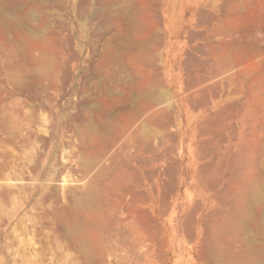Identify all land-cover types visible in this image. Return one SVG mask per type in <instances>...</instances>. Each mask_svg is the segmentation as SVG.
<instances>
[{
  "label": "rangeland",
  "instance_id": "obj_1",
  "mask_svg": "<svg viewBox=\"0 0 264 264\" xmlns=\"http://www.w3.org/2000/svg\"><path fill=\"white\" fill-rule=\"evenodd\" d=\"M23 1L14 0V3L21 5L23 10H26L27 7L32 8V10L30 8L31 11L29 10V12L27 13V15L30 14V18L28 19L29 16L27 17V22L30 21L31 24H29V26L33 28L36 35L32 33H30L29 35L32 38H34L32 36L34 35L38 38L43 39L42 33L45 31L46 36L49 35V33H52L49 35L51 40L53 38H56V40L58 38L61 39H58L57 42H54V40H52L50 47V39L48 36H45V39L47 40L46 42L49 41L47 45L44 40L45 46L47 45V49L45 48V50L47 52L54 51L53 53H47L43 51L44 57H46L47 53V59L45 58L46 61H44L47 63V66H49V61H53L50 60L52 59L53 54L55 53L54 57H56L55 55H58L57 53H60L61 49H63V45L61 44L65 43L67 40L69 45H73L72 49L70 48L71 45L69 47H66L68 46V43L66 42L67 44L65 43L64 46L66 51L63 49L65 52L62 50L64 53L61 52L60 55L57 56L58 58L59 56H61L60 61L58 60V58H55V62L50 63L52 65L54 64V66L51 68L47 67L48 70L52 69L51 71L49 70L51 73L47 72L51 76H48V74L45 75V71H48L46 69V65L43 70L44 65L41 66L42 63L37 64L35 56L29 54L28 52H14L13 56L18 53L16 57H13L15 58L16 62L13 59L12 60L15 63H17L18 61V64H16V66L19 65V68L17 69V67L12 64L14 62L11 60V65L14 66L12 68V75H10L11 70H8L11 68V66L10 68L5 66L4 58L0 57V264H119V259H121L120 264H235L234 260L232 259V254L234 253V251L238 252V250L241 248L242 251L243 249H246L245 251L248 250L247 252L251 251L249 253H254L257 251V253L260 254L259 251L264 252V236H262L264 222L262 220V215H259V213L257 212L258 208L264 209V203L262 201H259L260 204H262L260 207V204L258 202L254 203L253 201H251V199L248 198V206L250 210L252 208V219L254 218V221H252L257 225V228L253 225L254 223H252L251 220V223L248 224V220L251 218L250 216L249 219L246 218L244 220V224H241L242 226H246L244 227L246 228L247 232L244 230L245 228L242 230V226L241 229L240 226L237 227L239 230H241L240 234L242 233L243 236L239 235V233H235L234 236L239 235V237L242 236V238H248L242 240L239 237L235 236L237 240L239 238V240L245 241L244 243H240V241L238 240L236 245H233L234 247H236L240 244L239 247H237L238 249L233 248L235 249L233 250L231 246L236 240L234 237V242H232L231 239H233V234H228V229H230L232 225L228 223L230 225L227 224V229L226 225H222L226 224V220H228L227 218L229 215L228 212L234 206L231 205V202L235 201V194L236 196L238 195V193L235 192L237 191V189L239 190L242 189L241 187H243V181H241L240 178H245L248 175V172H250L251 170L254 171L253 176L255 173V175L260 176H254V179H256L257 185L258 187H260V191L264 193V167H262L264 166V141L260 140L262 139V137H264V135H262V133H264V122H262V120H264V117L262 119V114L264 116V102H262L264 101V0H238L239 6L236 5V3H238L236 0H185L184 2L182 0H178V2L177 0H137V3L135 2V0H105L106 2L103 3L99 0H87L90 1L88 2L89 4L91 3L90 5L87 3V1V4L84 5L85 0H36L35 2H33V4L31 3L32 0H25L24 2ZM107 1L110 2L108 3ZM82 3L84 6L82 5ZM115 3L116 6H114ZM124 3H126V7L124 6ZM175 3L177 5H175ZM44 4H48L49 6H46V8ZM131 5L132 7H130ZM136 5L141 8L139 9L137 7L139 10H141L142 17L139 10H137L136 13ZM54 6L56 7V9H54ZM81 6H83V8L85 7L84 9L87 8L86 6H89L88 11L87 9L86 11L82 10L83 8L81 9ZM109 6H111V9L109 8ZM233 6L235 7L233 10H231ZM102 7H104L105 9H103ZM114 7L115 9H113V11H115L117 15L113 11H111ZM229 7L231 11L227 9ZM100 8L104 11H99L98 9ZM123 10L128 13H125ZM35 11H37V13ZM44 11L47 15L44 14ZM80 11L84 12L80 13ZM96 12L98 14L103 13L106 16H110L106 18L116 20V23L120 24L118 26H122V28H124V31L123 29H120L119 33H121L119 34L117 32L118 29H115V27L117 28V26H115L117 25L116 23L115 25L110 23L103 24L104 19H99ZM121 12H123V16ZM199 12L201 13L199 14ZM132 13H134L135 16L134 14L132 15ZM202 13L203 15H205L203 16ZM213 13L216 14L214 15ZM94 14L96 15V18L94 17V19H92L91 17L94 16ZM119 14H121V17L118 16ZM125 14L128 19L126 18ZM128 14L132 17H128ZM137 14H139L142 19ZM155 14L157 15L155 16ZM209 14L212 16L211 18ZM41 16H43V18L47 16V18L49 19H43ZM131 18L133 19V21H131ZM34 21L38 23L35 22L36 26L33 25V27L32 24H34ZM121 21H123V23ZM40 22L43 24L41 25ZM132 22L136 23L137 25H133L134 23L132 24ZM37 25L40 26V28H38ZM104 25H106L107 27H104ZM55 27H57L59 30ZM107 28L108 30H106ZM48 29L50 31L54 29V32H47ZM55 29L58 33L55 31ZM103 31H108V33L105 34ZM111 31H114V34ZM135 32L137 33V35ZM203 32H205L206 34ZM59 33H62L64 35L61 34L62 36L60 35L59 37ZM96 33H101L100 35L98 34V38H95L97 36ZM110 33L115 35L114 37L116 39H112L114 37ZM115 33H118L119 35ZM111 35L112 38L110 39L113 40V43H116V46L115 43L113 44L112 42L108 41L109 43L107 44L106 42L107 40H110L109 37ZM135 35L137 37L139 35L140 40L137 39ZM153 41L155 44L152 43ZM58 42H61V44H59ZM96 42L99 44H96ZM55 43L58 46V49L56 46H54ZM95 44L99 46H96ZM109 44H111L110 46H113L114 48L110 47L111 50L108 49ZM151 44L152 46H150ZM60 45L61 49L59 48ZM93 46L97 48L95 49ZM118 46L123 48H120V50H122L121 52L118 51ZM115 47H118V49ZM140 47L141 49H139ZM114 49H116V51ZM142 50L144 52H142ZM207 50L209 51V54L207 53ZM139 51H141L140 53H143L145 56H143V54L140 55ZM210 51H215V54H217L220 59L228 57V55L230 54L231 57L229 56L228 58L232 59V64L238 65L233 70L235 75L232 77V85L228 81H226V83L220 81L219 84H221L217 85L218 87L215 86V88L209 90L206 88V91H196L195 95H193V97L195 98H191V95L194 94V91L198 88L197 84L199 80L202 79L203 76L208 74L207 58L211 53ZM74 53L75 55H72ZM111 54L112 56H117L116 62L115 60L114 62L112 61L114 56L112 58ZM27 56L31 58L33 57L31 63V58L29 59ZM199 59H201L203 62ZM128 60L131 61V65ZM141 60L142 62H140ZM63 61L65 64L63 63ZM55 63H59L60 68L58 64ZM102 63L107 64L104 65ZM63 64L66 65V69ZM101 64L103 66H101ZM132 65L133 68H131ZM246 66L249 67L247 68ZM28 67H30L31 69ZM57 67L59 68L58 71L56 69ZM187 67L190 68L188 69ZM141 68L143 70H140L139 72V69ZM15 70L17 71L15 72L17 73V76L13 75L15 74L13 73ZM239 70L240 72H238ZM23 71L25 74L27 73L26 76ZM43 72L45 76H42ZM114 72H116V74ZM36 73H38L39 76L42 77H36ZM238 73H240L243 77L240 74L238 76ZM245 73L246 75L244 76ZM52 74L57 77L54 78ZM138 74L141 76L138 77ZM158 75H160V77ZM8 76L10 77V79L8 78ZM13 76L17 79L12 78ZM146 76H148L149 79ZM33 77H36L37 81L36 79H33ZM221 77L215 78L214 81L216 79L220 80ZM19 78L20 80H22L21 82ZM59 78H61L62 80ZM49 79L51 82L49 81ZM56 79V82L53 81ZM134 79H136L137 83L141 85L143 82L140 83V81L148 79V81L146 80L147 83H143L144 85L146 84L147 87L149 86L150 81L154 83L152 80L157 79L156 83L158 84L159 82V84H162L160 85L162 87H160L159 85L154 86L152 84L151 86H149L151 88L149 91V87L143 88L144 85L140 86L137 83H134L136 82V80ZM244 80L245 82H243ZM18 81L20 82L19 84ZM44 81L48 83L47 87L48 85L52 87L53 83L54 86L52 88L48 87L49 90H47L48 88L45 87L46 83L44 85ZM161 81H163V83H161ZM15 82L17 83V85ZM204 83L206 84L207 82ZM132 84H136L135 87L137 91ZM226 84H228V88H232V100L226 102L224 101L219 106L213 107L212 101L217 98V96L220 94L219 92H221V94L225 92V88H227ZM255 84H257L258 86H255ZM191 85L192 87H189ZM139 86L146 90L143 93L142 88L139 89L140 92L142 90L141 97L143 98L144 103L145 99L146 102L149 101L152 104L154 102V105L155 103H157L156 107L159 108L161 106V109H163L161 113L164 112L163 115H165L166 107L168 108L170 106H167V103L172 101V107L170 106V109H172V111L169 112L170 110L168 108L169 111L166 110V112L168 111L166 114L169 113V117H167L166 115V117L163 119L162 117L164 116H160V113V115H158L157 117L158 119L156 118L158 121H160V123L158 122L159 124H167L168 120H171L167 125L165 124L161 126H155L157 124H154V134L156 135L154 136L155 148L153 149L154 152H152V155L155 156L154 158L152 156V163L154 164L152 165V171L154 173H157L155 174L156 178L153 174V188L156 187L155 189L157 190V193L154 192V209L152 212V215L154 214V219L152 221V224L150 225V233L149 231L147 233L148 235L150 234V236H148L149 238H147L148 240H145L143 242L144 245L141 248L134 249L130 244L131 237L127 235L125 230L126 220L131 218L133 214L132 209V211H127V209L129 208L128 206H130L129 200L127 201V199L124 198V202L123 199L122 201L119 200L118 202L117 199V201H115L114 199L113 202L108 205H106L105 203L102 204L98 202L99 200H97V203L95 201V205L93 204L94 206L91 205V207H89L88 204H85L89 207H87L86 210L85 206H82L80 208H77L76 206L77 210L74 209L76 203L74 201L75 198L73 197H76V195L86 191L88 188H90V185L88 181L83 180V172L81 171V168H79V164L75 161L76 157L74 158V156H76L75 154L77 153L76 151L78 149V142L74 137L72 138V129L74 123L76 124L81 121L85 122L86 120L88 122V119L90 120V125L92 122L94 123L96 121L94 124L98 127L99 123H104L110 119L108 116H105L107 111V113H114L113 115H115L118 112L120 113V111L122 112L127 106H131L132 108L134 104H140V102L136 103L137 99L140 97V92L138 93ZM219 86L221 88H219ZM250 88L252 90H249ZM42 89H45L46 93ZM236 89L238 91H236ZM218 90L219 92H217ZM152 91L154 92V94ZM190 91L192 94L190 93ZM188 92L191 94H189V98L188 96H186ZM137 93L139 96L138 98L135 95ZM221 94L218 96V99ZM256 94L260 95V97ZM117 96L118 98L120 97L119 100ZM157 96H159L160 98L163 97L162 100ZM153 97L156 101L153 99ZM200 97L201 100L204 98L203 100L205 102H203V100L201 101ZM121 98L123 99V101H121ZM152 99L153 101H150ZM190 99H194V101H190ZM198 99L199 101H197ZM241 99L242 101H240ZM53 100L55 101L54 105ZM112 100H115L116 102L118 101V103H116L115 101L114 102L119 109L116 105V108L113 107L114 102ZM127 100L131 102L132 100L134 101L132 103L129 102L128 105L124 104L125 102L128 103ZM111 103L112 106L110 105ZM262 104L263 109L260 108ZM129 107H127L124 112H126L127 110L129 111ZM243 107L244 109H242ZM112 108L120 111H117L115 113V109L112 111L110 110ZM96 113H98L97 116L99 114L104 116L106 118L105 119L103 117L105 121H102L103 118L98 119ZM30 114H32L33 116H31ZM77 114L80 116H78ZM171 116L173 119L171 118ZM77 117H79L78 122L76 121ZM90 118L92 119V121ZM207 118L211 121H209ZM204 119H207L209 121V124L207 122L203 123ZM214 119L218 120L219 122L215 121ZM199 120H201L202 122ZM156 121L154 123H157ZM200 122L202 123V125L199 124ZM173 125L176 126L171 127ZM93 127L95 126L93 125ZM246 128L248 129L246 130ZM259 129H261L262 131ZM174 130H177L176 133L174 132ZM227 131L230 134H228ZM103 133L101 134L103 135ZM166 134L169 135V137ZM172 135H174V138L177 136V139L172 138ZM253 138L257 140V146L255 148L250 147V143ZM201 140L206 141L202 142ZM169 144L171 145L169 146ZM216 146L218 148H216ZM174 148L176 149V151ZM202 149L204 151H202ZM240 149L242 150V152L240 151ZM210 151H212L213 153ZM168 152L170 153L168 154ZM202 152L205 155H203ZM259 152L260 156H258ZM252 156L255 159L254 162H252ZM229 157L230 159H228ZM257 158L261 160L259 161ZM208 161L209 163H207ZM204 163L210 165H206V167ZM219 165H222L221 168ZM172 166H175L176 168H173ZM258 166L261 168H259ZM203 167H205L206 169ZM218 167L220 168L221 172L218 170ZM224 168L227 170L225 171ZM214 169L216 171L218 170V174H216L217 172ZM237 169L241 173L237 172ZM199 170H202L203 173L202 171L200 173ZM207 170L208 173H206ZM222 171L224 174L222 173ZM213 172H216L215 176ZM223 175L225 177H223ZM165 178L169 179L166 180ZM237 178L241 181L240 183L239 181H237ZM172 180H174L175 182ZM207 180H209L210 182ZM164 181H168V183H165ZM230 182L235 183L231 184ZM236 182H238L241 187H238L239 184L236 185ZM173 183L175 184L173 185ZM229 183L232 185L233 190L230 189L231 185ZM166 184L170 187L167 188V186H165ZM171 184L175 188H172ZM215 185L216 188H214ZM227 186L230 187L229 189L232 192L228 191L229 189L227 188ZM163 195L165 196L164 198H167L165 199L166 201L164 200V202L161 201L164 199L162 198ZM117 197L118 196H116L115 198ZM231 197H235V199H232L231 201ZM118 199H120V197ZM226 200H230L231 202L227 203ZM114 202H117V204H115ZM127 203H129L128 206L125 205ZM194 203L198 204V207L196 205L198 209V211L196 212H192L194 210L192 209V207H194ZM201 203L202 206L200 207ZM122 204L125 206H123ZM258 204L259 207H257ZM162 205H164V207ZM167 205L170 206L167 207ZM118 207H122V209H119ZM91 209L93 211H91ZM164 209L166 211H164ZM221 209L229 210L224 212ZM217 210L219 211V213L217 212ZM190 211L191 213H194V215L196 213L195 216L193 214H190L194 217L195 221H192L193 217H190ZM164 212L166 213L164 214ZM100 213L103 215H101ZM222 213H225L226 215H223ZM187 217L189 218L187 219ZM223 217H225V223H223ZM208 218L214 219L209 220ZM258 219H260L261 221ZM204 220H206V222ZM68 222L77 224V230H79L80 233H69L66 228V223ZM81 222H84L85 224ZM144 223L145 221L143 222V224L141 223L142 225L140 226V229L142 231H144ZM209 224L211 226V229ZM219 224L222 225V228L225 227L224 230L222 228L221 230H219L221 226ZM251 226L254 228L252 229L253 232L248 230V228L251 230ZM215 227L220 231H218L219 234L215 233V231L217 230ZM212 228H215L216 230L213 229L215 230L213 231ZM237 228L233 227V229ZM188 229L192 230L189 231ZM123 230L125 232H123ZM211 231L212 233L214 232V234H212ZM221 231H224L225 234H223V232ZM206 234H211L213 238L211 235L210 237ZM231 235L232 238H230ZM226 236L228 237L226 238ZM81 240L84 241L82 242ZM227 240H229L232 244H230L229 242L230 245L228 246ZM208 241H211L210 244H208ZM220 242L222 245L220 244ZM246 242H249L250 244L254 243L255 246H253L254 244L249 245V243ZM214 243L216 244L213 245ZM83 246L84 248L82 249ZM218 246L219 248H217ZM227 247L228 249L229 247H231V249L233 250H230L233 252H231L232 254L230 253V251L228 252ZM205 250L208 252H206ZM160 252L162 254H160ZM258 254H256V256L255 253L252 254L255 256V262H260L261 259L264 261V257L262 258V256H258ZM228 256L231 257L232 260L228 261V259H230ZM98 257H100V259ZM225 258L227 260H225ZM263 261L261 263H263Z\"/></svg>",
  "mask_w": 264,
  "mask_h": 264
},
{
  "label": "bare ground",
  "instance_id": "obj_2",
  "mask_svg": "<svg viewBox=\"0 0 264 264\" xmlns=\"http://www.w3.org/2000/svg\"><path fill=\"white\" fill-rule=\"evenodd\" d=\"M23 1V0H22ZM25 1V0H24ZM23 1V2H24ZM36 0H32V4H33V2H35ZM86 1L87 0H85V3H84V5L85 4H87L88 2H90V1H87V3H86ZM99 1H101L102 3L103 2H106L105 0L103 1V0H99ZM148 1V0H147ZM183 2L185 1V0H182ZM237 2H238V0H236ZM61 2V1H60ZM63 2V1H62ZM82 2H84V1H82ZM108 3L110 2V1H107ZM135 2L137 3L138 1L137 0H135ZM176 2V1H175ZM177 2H178V0H177ZM181 2V1H180ZM182 2V3H183ZM26 3V2H25ZM122 3H123V1H122ZM158 3V2H157ZM181 3V4H182ZM89 4V3H88ZM91 4V3H90ZM89 4V5H90ZM98 4H101V3H98ZM107 4V3H106ZM120 4V3H119ZM125 4L126 3H124V6H125ZM127 4H128V2H127ZM239 4V2L238 3H236V5H238ZM45 5V4H44ZM53 5V4H52ZM82 5H83V3H82ZM83 5V6H84ZM118 5V4H117ZM158 5V4H157ZM175 5H177L176 3H175ZM223 5V4H222ZM46 6H49L48 4L47 5H45V7ZM83 6H81V9L83 8ZM113 6V5H112ZM114 6H116V3H115V5ZM119 6H121V5H119ZM123 6V5H122ZM134 6V5H133ZM159 6V5H158ZM239 6V5H238ZM35 7V6H34ZM44 7V6H43ZM55 7V6H54ZM87 8V11H88V7L89 6H86ZM106 7H108V6H106ZM111 6H109V8H110ZM126 7V6H125ZM130 7H132V5L130 6ZM136 8L138 7V5H136L135 6ZM134 7V8H135ZM183 7V6H182ZM234 7L235 6H233L232 7V9L231 10H233L234 9ZM29 7H27V9L26 10H23V8H22V6L21 5H19V4H16V3H14V0H0V57H2V58H4V63H5V66H7L8 68H10V66H11V68L10 69H8V70H11V72H10V75H12L11 73H12V68L14 67V66H16V64H18V61H17V63H15L16 61H15V58H13V57H16V55L18 54H16L15 56H13V54H14V52L15 51H20V52H28L29 54H32L33 56H35V59H36V61H37V64H39V63H42V65L41 66H43V70H44V67H45V65H46V69H47V67L48 68H51V67H53L54 66V64L52 65V64H50V63H54L55 62V58H58L57 56L58 55H60V53L62 52V53H64L65 51H66V49L64 48V46H65V43L67 42L68 43V41L66 40V42L65 43H63V41H62V43L63 44H61V42L59 43V44H61V45H63L62 47H63V49L65 50H63V49H61L60 47H61V45L59 46V48L61 49V52L60 53H57L58 55H55L56 57H54V54H53V57H52V59H50V60H53L52 62L51 61H49L50 63H49V66H47V63L46 62H44V61H46V59H47V53H50V52H47L46 50H45V48L47 49V45H48V43H49V41L48 42H46L47 40L45 39L47 36L49 37V35L50 34H52V33H49V35H45V31L42 33V31H41V33L43 34V39H41V38H38L37 36H34V35H36L34 32V30H33V28L31 27V26H29V24H31L30 23V21L29 22H27V20L30 18V14L29 15H27V13L29 12V10H30V8L28 9ZM36 8H37V5H36ZM47 8V7H46ZM46 8H44V9H46ZM49 8V7H48ZM58 8V7H57ZM65 8V7H64ZM63 8V9H64ZM85 8V7H84ZM82 9V10H84V11H86V9ZM98 8V7H97ZM103 9H105L104 7H102ZM108 8V9H109ZM121 8H123V7H121ZM120 8V9H121ZM139 9H141L140 7H138ZM136 9L135 11H136V13H137V10H139V9ZM35 9V8H34ZM50 9V8H49ZM53 9V8H52ZM51 9V10H52ZM54 9H56V7L54 8ZM61 9V8H60ZM62 9V10H63ZM111 9V8H110ZM113 9H115V7L114 8H112V10L111 11H113ZM227 9H229L230 10V7L229 8H227ZM31 10H32V8H31ZM30 10V11H31ZM39 10V9H38ZM46 10H48V9H46ZM45 10V11H46ZM58 10V9H57ZM95 10V9H94ZM99 11H104V10H101V8L100 9H98ZM203 10V9H202ZM228 10V11H229ZM230 10V11H231ZM41 11V10H40ZM44 11V12H45ZM83 11V12H84ZM98 11V12H99ZM124 11V10H123ZM134 11V10H133ZM140 12H141V10H139ZM201 11V10H200ZM36 13H37V11H35ZM53 12H54V10H53ZM55 12H56V10H55ZM83 12H81L80 11V13H83ZM114 13H115V11H113ZM117 12V11H116ZM125 12V11H124ZM202 12V11H201ZM201 12H199V14L201 13ZM208 12V11H207ZM227 12V11H226ZM59 13V12H58ZM97 13V12H96ZM110 13V12H109ZM113 13V14H114ZM123 12H121V14H122ZM125 13H128V12H125ZM204 13V12H203ZM203 13H202V15H203ZM209 13V12H208ZM41 14V13H40ZM44 14H46V12L44 13ZM98 14V13H97ZM112 14V15H113ZM116 15H117V13H115ZM114 14V15H115ZM121 14H119L118 16H120ZM134 13H132V15H133ZM214 15L216 14V13H213ZM47 15V14H46ZM59 15H61V14H59ZM67 15V14H66ZM129 15V14H128ZM138 16H139V14H137ZM136 15V16H137ZM140 15H141V17H142V12L140 13ZM157 14H155V16H156ZM205 15V14H204ZM203 15V16H204ZM208 15V14H207ZM210 15V14H209ZM218 15V14H217ZM29 16V17H28ZM51 16V15H50ZM80 16V15H79ZM89 16V15H88ZM98 17H99V19L101 18V19H104L103 20V24H105V23H107V24H114L115 25V23H116V20H111V19H109V18H106V17H110V16H106V15H104L103 13H101V14H98L97 15ZM122 16H123V14H122ZM125 16H126V14H125ZM125 16H124V18H125ZM131 15H129L128 17H130ZM134 16H135V14H134ZM133 16V17H134ZM151 16V15H150ZM202 16V17H203ZM27 17H28V19H27ZM42 18H43V16H41ZM49 17V16H48ZM94 17L96 18V15L94 14V16H92L91 18L92 19H94ZM117 17V16H116ZM121 17V16H120ZM132 17V16H131ZM140 17V16H139ZM140 17V18H141ZM152 17V16H151ZM212 16L210 15V18H211ZM44 18H46V19H49V18H47V16L46 17H44ZM43 18V19H44ZM119 18V17H118ZM123 18V17H122ZM126 18H127V16H126ZM136 18V17H135ZM209 18V17H208ZM209 18V19H210ZM214 18V17H213ZM216 18V17H215ZM98 19V18H97ZM98 19V20H99ZM128 19V18H127ZM130 19V18H129ZM132 19V18H131ZM137 19V18H136ZM135 19V20H136ZM142 19V18H141ZM140 20V19H139ZM197 20H199V19H197ZM207 20V19H206ZM212 20V19H211ZM131 21H133V19L131 20ZM142 21V20H141ZM200 21H201V19H200ZM219 21V20H218ZM36 21H34V24H32V26L34 25V26H36V23H38V22H36ZM42 22V21H41ZM40 22V23H41ZM122 23H123V21H121ZM129 22H130V20H129ZM206 22V21H205ZM209 22V21H208ZM134 22H132V24H133ZM221 23V22H220ZM43 23H41V25H42ZM44 24H45V22H44ZM55 24H57V23H55ZM54 24V25H55ZM117 25H115V26H117V28L115 27V29H118L117 30V32L119 33V31H120V29L122 30L123 29V31H124V28H122V26H118V25H120L119 23H116ZM136 23H134L133 25H135ZM144 24V23H143ZM206 24V23H205ZM62 25V24H61ZM60 25V26H61ZM137 25V24H136ZM202 25V24H201ZM33 26V27H34ZM38 26V25H37ZM44 26V25H43ZM145 26V25H144ZM50 27V26H49ZM49 27H47V28H49ZM54 27V26H53ZM52 27V28H53ZM99 27V26H98ZM97 27V28H98ZM104 27H107L106 25H104ZM119 27V28H118ZM148 27V26H147ZM38 28H40V26H38ZM55 28H57V27H55ZM63 28V27H62ZM64 28H66V27H64ZM96 28V29H97ZM101 28V27H100ZM134 28H137V27H134ZM42 29V28H41ZM41 29H39V30H41ZM51 29V28H50ZM58 29V28H57ZM61 29V28H60ZM38 30V31H39ZM59 30V29H58ZM64 30H66V29H64ZM105 30V29H104ZM106 30H108V28L106 29ZM112 30V29H111ZM136 30V29H135ZM55 31L57 32V30L55 29ZM102 31V30H101ZM109 31H110V29H109ZM132 31H133V29H132ZM142 31H144V30H142ZM195 31V30H194ZM47 32H54V29L53 30H49L48 29V31ZM55 32V33H56ZM64 32V31H63ZM104 32V31H103ZM112 32V31H111ZM114 32V31H113ZM112 32V33H113ZM116 32V31H115ZM138 32V31H137ZM192 32V31H191ZM190 32V33H191ZM30 33H32V34H34V35H32L34 38H32L29 34ZM54 33V34H55ZM58 33V32H57ZM105 34L106 33H108V31L107 32H104ZM112 33H110V34H112ZM118 33H115V34H118ZM121 33V32H120ZM119 33V34H120ZM134 33V32H133ZM136 33V32H135ZM203 33H205V32H203ZM208 33V32H207ZM48 34V33H47ZM62 33H59V37H60V35H61ZM65 34H67V33H65ZM97 34V33H96ZM99 35L101 34V33H98ZM98 34H97V36L95 37V38H98ZM103 34V33H102ZM114 34V33H113ZM112 34V35H113ZM118 34V35H119ZM139 34V33H138ZM159 34V33H158ZM161 34V33H160ZM206 34V33H205ZM62 35H64V34H62ZM61 35V36H62ZM112 35L109 37V39L110 38H112ZM136 35H137V33H136ZM135 35V36H136ZM157 35V34H156ZM194 35V34H193ZM46 36V37H45ZM52 36V35H51ZM101 36H103V35H101ZM115 35H113V37H114ZM117 36V35H116ZM158 36V35H157ZM156 36V37H157ZM161 36V35H160ZM220 36V35H219ZM218 36V37H219ZM64 37H67V36H64ZM72 37V36H71ZM137 37V36H136ZM159 37V36H158ZM212 37H213V35H212ZM36 38V39H35ZM57 38H58V35H57ZM62 38V37H61ZM68 38H70V37H68ZM152 38V37H151ZM192 38V37H191ZM216 38H217V36H216ZM49 39H50V47H51V41L52 40H54V42H57L58 41V39L56 40V38H53L52 40H51V38L49 37ZM107 39H108V37H107ZM112 39H116L115 37L114 38H112ZM112 39H110V40H107L106 42H107V44L109 43L108 41H110V42H112L113 43V40ZM137 39H139L140 40V38H139V35H138V37H137ZM44 40H45V42L47 43V45L45 46V43H44ZM56 40V41H55ZM59 40H61V39H59ZM93 40V39H92ZM100 41V40H99ZM99 41H97V42H99ZM116 41V40H115ZM149 41H151V40H149ZM148 41V42H149ZM96 42V44H99V43H97ZM138 42V41H137ZM53 43V42H52ZM66 43V44H67ZM115 43V42H114ZM113 43V44H114ZM152 43H154V41L152 42ZM58 44V45H59ZM95 44V45H96ZM120 44V43H119ZM126 44V43H125ZM155 44V43H154ZM71 45V44H70ZM69 45V43H68V46H66V47H69L70 46ZM73 45V44H72ZM72 45L70 46V48L72 49ZM93 45H94V43H93ZM111 44H109V47H108V49H110L111 50V48L113 47H111L110 46ZM118 45V44H117ZM121 45V44H120ZM143 45H144V43H143ZM163 45V44H162ZM161 45V46H162ZM204 45V44H203ZM53 46V45H52ZM54 46H56L57 47V49H58V46L56 45V43L54 44ZM96 46H99V45H96ZM104 46H105V44H104ZM115 46H116V43H115ZM150 46H152V44L150 45ZM201 46H202V44H201ZM94 47V46H93ZM111 47V48H110ZM119 47V46H118ZM118 47H115V48H117L118 49ZM142 47V46H141ZM141 47L139 48V49H141ZM69 48V49H70ZM95 49L97 48V47H94ZM114 48V47H113ZM120 48H122V47H119V52H121L122 50H120ZM199 48V47H198ZM197 48V49H198ZM123 49V48H122ZM155 49V48H154ZM161 49V48H160ZM201 49V48H200ZM64 52H63V51ZM98 50V49H97ZM115 51H116V49H114ZM43 51L44 52H47L46 53V57H44V55H43ZM56 51V50H55ZM58 51V50H57ZM69 51V50H68ZM67 51V52H68ZM71 51V50H70ZM206 51V50H205ZM54 51H52L51 53H53ZM59 52V51H58ZM93 52V51H92ZM114 52V51H113ZM141 51H139V53H140ZM142 52H144L143 50H142ZM202 52H203V49H202ZM211 52V51H210ZM69 53V52H68ZM109 53V52H108ZM139 53H137V54H139ZM207 53L209 54V51L207 50ZM206 53V54H207ZM25 54V53H24ZM27 54V53H26ZM114 54V53H113ZM143 54V53H142ZM141 53H140V55H142ZM31 55V56H32ZM49 55V54H48ZM52 55V54H51ZM72 55H75V53L74 54H72ZM104 55H106V54H104ZM108 55V54H107ZM117 55V54H116ZM127 55V54H126ZM139 55V56H140ZM190 55V54H189ZM228 55V54H227ZM226 55V56H227ZM254 55V54H253ZM25 56V55H24ZM111 56H112V54H111ZM114 56V55H113ZM113 56H112V58H113ZM143 56H145L144 54H143ZM195 56V55H194ZM230 56V54L228 55V57ZM255 56V55H254ZM29 59L31 58V57H29V56H27ZM103 57H106V56H103ZM108 57V56H107ZM109 57H110V55H109ZM116 57L117 56H114V58L112 59V61L114 62V60H115V62H116ZM137 57H138V55H137ZM141 57V56H140ZM198 57V56H197ZM228 57H224L223 59H220V57L217 55V54H215V51H212L211 53H210V55L208 56V58H207V73L208 74H206L205 76H203V78L202 79H200L199 80V82H198V88H197V90H195L194 91V94H192L191 93V91L193 90H191L190 91V93L192 94H190L189 92H188V94H186V96H188V98H189V94L191 95V98L193 97V95H195V93H196V91H202V90H205L206 88L209 90V89H212V88H215V86L216 87H218L217 85H220L219 84V82L221 81V82H225L226 83V81H228L231 85H232V77L235 75V73L233 72V70L238 66V65H235V64H232V59L231 58H228ZM231 57V56H230ZM26 58V57H25ZM33 58V57H32ZM32 58L30 59V63L32 62ZM46 58V59H45ZM49 58V57H48ZM54 58V59H53ZM65 58V57H64ZM77 58V57H76ZM142 58H144V57H142ZM189 58V57H188ZM15 61H13V60ZM60 59H61V56H59V58H58V60L60 61ZM68 59V58H67ZM141 59V58H140ZM15 63H12V61ZM19 60V59H18ZM57 60V59H56ZM104 60V59H103ZM107 60V59H106ZM138 60V59H137ZM192 60V59H191ZM197 60V59H196ZM199 60H201V59H199ZM58 61V62H59ZM89 61V60H88ZM108 61V60H107ZM129 62H130V65H131V61L130 60H128ZM189 61H190V59H189ZM202 61V60H201ZM205 61V60H204ZM23 62V61H22ZM102 62H104V61H102ZM127 62V61H126ZM140 62H142V60L140 61ZM153 62V61H152ZM196 62V61H195ZM195 62H193V63H195ZM203 62V61H202ZM11 63L14 65H11ZM63 63H64V61H63ZM66 63H67V61H66ZM108 63V62H107ZM107 63H102V64H107ZM190 63H192V62H190ZM55 64H58V66H59V63H55ZM65 64V63H64ZM63 64V66L65 67L66 65H64ZM88 64V63H87ZM101 64V66H103ZM129 64V63H128ZM144 64H146V63H144ZM202 64V63H201ZM200 64V65H201ZM51 65V66H50ZM110 65V64H109ZM129 65V66H130ZM157 65V64H156ZM196 65V64H195ZM37 66V65H36ZM57 66V65H56ZM55 66V67H56ZM86 66V65H85ZM148 66H149V64H148ZM155 66V65H154ZM189 66H191V65H189ZM244 66V65H243ZM17 67V69L19 68V65H17L16 66ZM192 67H193V65H192ZM197 67V66H196ZM247 68L249 67V66H246ZM259 67V66H258ZM28 68H30V67H28ZM40 68V67H39ZM59 68H60V66H59ZM59 68L57 67L56 69H57V71L59 70ZM71 68V67H70ZM94 68V67H93ZM103 68V67H102ZM106 68V67H105ZM104 68V69H105ZM109 68V67H108ZM131 68H133V65H132V67ZM162 68V67H161ZM188 68V67H187ZM190 68V67H189ZM188 68V69H189ZM247 68H245V69H247ZM16 69V68H15ZM31 69V68H30ZM29 69V70H30ZM42 69V68H41ZM45 69V70H46ZM65 69H66V67H65ZM87 69V68H86ZM97 69H98V67H97ZM103 69V70H104ZM193 69V68H192ZM6 70V69H5ZM21 70V69H20ZM38 70H40V69H38ZM48 70V69H47ZM50 70V69H49ZM45 71L46 72V74L45 75H47L48 74V76L50 75L49 73H47V72H50V71ZM62 70H63V68H62ZM100 70V69H99ZM132 70V69H131ZM134 70V69H133ZM140 70H143L142 68L141 69H139V72H140ZM102 71V70H101ZM146 71V70H145ZM190 71V70H189ZM201 71H204V70H201ZM9 72V71H8ZM15 72H17L16 70L13 72V73H15ZM19 72V71H18ZM36 72V71H35ZM38 72V71H37ZM42 72V71H41ZM98 72H100V71H98ZM131 72V71H130ZM142 72V71H141ZM192 72V71H191ZM238 72H240V70L238 71ZM245 72V71H244ZM248 72V71H247ZM246 72V73H247ZM256 72H257V70H256ZM20 73V72H19ZM23 73H24V71H23ZM51 73V72H50ZM60 73V72H59ZM69 73V72H68ZM115 74H116V72H114ZM132 73V72H131ZM138 73V72H137ZM157 73V72H156ZM187 73V72H186ZM246 73L244 74V76L246 75ZM7 74H9V73H7ZM25 74V73H24ZM27 74V73H26ZM26 74H25V76H26ZM37 74V75H36ZM36 74H34V75H36V77L37 76H39V74H40V71H39V74L38 73H36ZM56 74V73H55ZM70 74V73H69ZM72 74V73H71ZM99 74V73H98ZM118 74V73H117ZM134 74V73H133ZM162 74V73H161ZM160 74V75H161ZM191 74V73H190ZM239 74L240 73H238V76H239ZM259 74H261V73H259ZM14 76H17V73H15V74H13ZM41 75H42V73H41ZM44 75V72H43V75L42 76H45ZM53 75V74H52ZM124 75H126V74H124ZM128 75V74H127ZM132 75V74H131ZM160 75H158L159 77H160ZM241 75V74H240ZM14 76L12 77V78H14ZM42 76H39V77H42ZM51 76V75H50ZM54 76V78H56L57 76H55V75H53ZM53 76H52V78H53ZM132 76H134V75H132ZM138 77H140L141 75H137ZM136 76V77H137ZM188 76V75H187ZM195 76V75H194ZM222 76V77H221ZM242 76V75H241ZM256 76H259V75H256ZM262 76V75H261ZM260 76V77H261ZM27 77H28V75H27ZM36 77H33V79H36V81H37V78ZM47 77V76H46ZM58 77H61V76H58ZM135 77V76H134ZM146 77H148V76H146ZM157 77V76H156ZM218 77H221L220 78V80L219 79H216L215 81H214V79L215 78H218ZM243 77V76H242ZM263 77V76H262ZM261 77V78H262ZM8 78L10 79V77L8 76ZM22 78V77H21ZM48 78V77H47ZM128 78V77H127ZM132 78V77H131ZM142 78V77H141ZM154 78V77H153ZM256 78V77H255ZM14 79H17V78H14ZM39 79V78H38ZM42 79V78H41ZM59 79H61V78H59ZM125 79V78H124ZM136 79H138V78H136ZM136 79H134V80H136ZM148 79H149V77H148ZM148 79H145L144 81H140V83H147L146 82V80L148 81ZM263 79H264V77H263ZM13 80V79H12ZM19 80H20V78H19ZM62 80V79H61ZM120 80V79H119ZM156 80L157 79H155V80H152L154 83H152L151 81H150V84H149V86H151L152 84L154 85V86H157V85H162V84H159V82H158V84L156 83ZM163 80V79H162ZM213 80V81H212ZM243 80V79H242ZM16 81V80H15ZM22 80H20V82H21ZM42 81V80H41ZM49 81H50V79H49ZM53 81H57V79L56 80H53ZM218 81V82H217ZM237 81V80H236ZM19 81H18V84L20 83ZM51 82V81H50ZM118 82V81H117ZM204 82H207L206 84L204 83ZM243 82H245V80L243 81ZM13 83V82H12ZM16 83V82H15ZM45 83H46V81H44V85H45ZM93 83H95V82H93ZM128 83V82H127ZM134 83H137V80H136V82H134ZM142 83V85L141 84H138V85H140V86H143L144 84ZM149 83V82H148ZM161 83H163V81H161ZM189 83V82H188ZM218 83V84H217ZM14 84V83H13ZM12 84V85H13ZM22 84V83H21ZM47 84L48 83H46V86L45 87H47ZM50 84V83H49ZM106 84V83H105ZM16 85H17V83H16ZM28 85V84H27ZM52 85V84H51ZM91 85H93V84H91ZM104 85V84H103ZM134 87L136 86V84L134 85V84H132ZM137 85V86H138ZM166 85V84H165ZM195 85V84H194ZM193 85V86H194ZM230 85V86H231ZM241 85V84H240ZM43 86V85H42ZM53 86H54V83H53ZM52 86V87H53ZM57 86H58V82H57ZM60 86V85H59ZM139 86V87H140ZM148 86V87H149ZM225 86V85H224ZM228 86V84H226V87ZM242 86V85H241ZM255 86H258L257 84H255ZM44 87V86H43ZM48 87L49 88H52V87H50L49 85H48ZM47 87V88H48ZM133 87V88H134ZM138 87V90L139 89H141L142 87H140L139 88ZM147 86H146V84L143 86V88H146ZM147 87V88H148ZM160 87H162V86H160ZM189 87H192V85L191 86H189ZM197 87V86H196ZM240 87V86H239ZM19 88V87H18ZM25 88V87H24ZM49 88L47 89V90H49ZM59 88V87H58ZM93 88V87H92ZM117 88V87H116ZM142 88V90H143V93L146 91L145 89H143ZM219 88H221L220 86H219ZM28 89V88H27ZM61 89V88H60ZM88 89V88H87ZM118 89V88H117ZM116 89V90H117ZM135 89H136V87H135ZM150 87L148 88V90L150 91ZM157 89V88H156ZM159 89V88H158ZM191 89V88H190ZM226 90H225V92H223V94H221V92H219V90L217 91V92H219L220 94H221V96L219 97V99H218V96L220 95H218L217 93V98L216 99H214L212 102H213V107H217V106H219L222 102H226V101H230V100H232V88L230 87V88H225ZM25 90V89H24ZM42 90H44V92H45V89H42ZM84 90H86V89H84ZM83 90V91H84ZM142 90H141V92H140V90L138 91V93L140 94L139 96L141 97V93H142ZM160 90V89H159ZM249 90H252L251 88L249 89ZM111 91V90H110ZM119 91V90H118ZM117 91V92H118ZM131 91V90H130ZM136 91H137V89H136ZM187 91V90H186ZM206 91V90H205ZM222 91V90H221ZM236 91H238L237 89H236ZM235 91V92H236ZM54 92V91H53ZM64 92V91H63ZM66 92V91H65ZM129 92V91H128ZM148 92V91H147ZM146 92V93H147ZM153 92V91H152ZM160 92V91H159ZM46 93V92H45ZM81 93V92H80ZM119 93V92H118ZM138 93L137 94H135L136 95V97L138 98L139 96H138ZM199 93H202V92H199ZM198 93V94H199ZM204 93V92H203ZM263 93V92H262ZM151 94V93H150ZM153 94H154V92H153ZM205 94V93H204ZM215 94V93H214ZM129 95H131V94H129ZM144 95V94H143ZM209 95V94H208ZM256 95H258V94H256ZM134 96V95H133ZM199 96V95H198ZM207 96V95H206ZM252 96V95H251ZM250 96V97H251ZM259 97H260V95H258ZM6 97V96H5ZM130 97V96H129ZM135 97V98H136ZM136 98L137 99V101H136V103H138V102H140V104H132L133 105V107L131 108V106L129 107V106H127V107H129L130 108V110L128 111H126V112H124V110L127 108H125L122 112L120 111V110H116L115 108V105H116V103H118V101L116 102L115 100H112L113 102H114V106L113 107H115V108H112V109H110L111 111L112 110H114L115 111V113L117 112V111H120V113L118 112L117 114H115V115H113V114H109V113H107L106 112V115L105 116H108L110 119L109 120H107L106 122H104V123H99L98 125V127L93 123H91V125H90V120L88 119V122H87V120L85 121V122H78V118L79 117H77V120L76 119H73V120H76L78 123H74V126H73V129H72V138L74 137L75 138V140L78 142V149H77V153L75 154L76 156H74V158L76 157V162L79 164V168H81V171L83 172V175H84V177H83V175H82V177H83V180H86V181H88V183H89V185H90V188H88L86 191H84L83 193H80V194H78V195H76V197H73V198H75L74 199V201H75V203H76V205H75V208L74 209H76L77 210V208H80V207H82V206H85L86 208H85V210L87 209V207L89 206V207H91V205H95V201H96V203H97V200H99L98 202H100V203H105L106 205H108V204H110L111 202H113V200L115 199V201H117L118 200V202H119V200L120 201H122V199H123V202H124V198H126L127 199V201L129 200V202H130V204L129 203H127V204H125V205H127L128 206V204L131 206V208H130V206H128L127 208V211L129 210H131L132 211V216H131V218H129V219H127L126 220V223H125V227H126V233H127V235L129 236V237H131V242H130V244L132 245V247L134 248V249H137V248H141L144 244H143V242L145 241V240H148L147 238H149L148 236H150V234L148 235L147 233H148V231H149V233H150V225L152 224V221H153V219H154V214L152 215V212H153V204H154V192L155 193H157L156 191V187L155 188H153V174H154V177H155V174H157V173H154L153 171H152V165H154L153 163H152V156H153V158L155 157L154 155H152V152H154L153 151V149L155 148L154 147V144H155V142H154V139H155V135L156 134H154V124H157V125H155V126H158V125H165L164 123L163 124H159L160 123V121H158L157 119V117H158V115H160V113H161V111L163 110V109H161V106L158 108V107H156V105H157V103H155V105H154V102H153V104L151 103V102H149L148 101V98H147V101L148 102H146V99H145V103L143 102V98L141 97V98ZM151 97V96H150ZM158 98H160L159 96H157ZM205 97V96H204ZM208 97H210V96H208ZM208 97H206V98H208ZM246 97V96H245ZM52 98V97H51ZM117 98H118V96H117ZM120 98V97H119ZM119 98H118V100H119ZM125 98H127V97H125ZM133 98V97H132ZM131 98V99H132ZM145 98V97H144ZM163 98V97H162ZM162 98H160L161 100H162ZM193 98H195V97H193ZM198 98V97H197ZM205 98V99H206ZM252 98V97H251ZM47 99V98H46ZM46 99H45V101H46ZM53 99V98H52ZM122 99V98H121ZM120 99V100H121ZM139 99H142V100H139ZM153 99L155 100V98L153 97ZM153 99L152 100H150V101H153ZM168 99H169V97H168ZM204 99V98H203ZM202 99V100H203ZM51 100V99H50ZM102 100H105V99H102ZM200 100H201V97H200ZM201 100V101H202ZM121 101H123V99L121 100ZM120 101V102H121ZM134 100H132V102H133ZM141 101H142V103H141ZM156 101V100H155ZM169 101H170V99H169ZM190 101H194V99L193 100H191L190 99ZM197 101H199V99L197 100ZM240 101H242V99L240 100ZM54 100H53V105H54ZM92 102H93V100H92ZM112 102V103H113ZM127 102L128 103H124V104H129V102H131V101H129V100H127ZM131 102V103H132ZM203 102H205L204 100H203ZM252 102V101H251ZM257 102V101H256ZM262 102H264V101H262ZM47 103V102H46ZM85 103H88V102H85ZM112 103L110 104L111 106H112ZM122 103V102H121ZM120 103V104H121ZM198 103V102H197ZM229 103V102H228ZM12 104V103H11ZM51 104V103H50ZM230 104H232V103H230ZM236 104H238V103H236ZM235 104V105H236ZM244 104V103H243ZM62 105V104H61ZM93 105V104H92ZM98 105V104H97ZM168 105H170L171 107H172V101H170V102H168L167 103V106ZM199 105V104H198ZM242 105V104H241ZM261 105V104H260ZM13 106V105H12ZM76 106V105H75ZM117 106V105H116ZM123 106V105H122ZM126 106V105H125ZM168 107L169 108V110H168V108L166 107V110H168L169 112H171L172 111V109H170L171 107ZM206 106V105H205ZM231 106H233V105H231ZM237 106V105H236ZM240 106V105H239ZM243 106V105H242ZM257 106V105H256ZM6 107H8V106H6ZM50 107V106H49ZM120 107V106H119ZM124 107V106H123ZM163 107V106H162ZM227 107V106H226ZM238 107V106H237ZM263 107V104H262V106H260V108H262ZM117 108H118V106H117ZM195 108V107H194ZM197 108V107H196ZM232 108V107H231ZM258 108V107H257ZM11 109V108H10ZM54 109H56V108H54ZM104 109V108H103ZM109 109V108H108ZM119 109V108H118ZM236 109V108H235ZM242 109H244V107L242 108ZM263 109V108H262ZM8 110V109H7ZM12 110V109H11ZM15 110V109H14ZM56 110H58V109H56ZM122 110V109H121ZM166 110H165V115H163L164 114V112L163 113H161V115L160 116H164V117H162L163 119L166 117V115H167V117H169L168 116V114H166L167 112H166ZM261 110V109H260ZM260 110H258V111H260ZM13 111V110H12ZM16 111V110H15ZM81 111V110H80ZM111 111H110V113H111ZM225 111V110H224ZM224 111H222V112H224ZM262 111V110H261ZM264 111V110H263ZM54 112V111H53ZM82 112H83V110H82ZM86 112H87V109H86ZM1 113V112H0ZM6 113H7V111H6ZM10 113H11V111H10ZM55 113V112H54ZM81 113V112H80ZM79 113V114H80ZM173 113V112H172ZM219 113V112H218ZM264 113V112H263ZM72 114V113H71ZM90 114V113H89ZM97 114L98 113H96V116H97ZM102 114V113H101ZM171 114V113H170ZM211 114V113H210ZM221 114V113H220ZM225 114H226V112H225ZM224 114V115H225ZM249 114V113H248ZM14 115V114H13ZM12 115V116H13ZM31 116H33L32 114H30ZM78 115V114H77ZM81 115V114H80ZM80 115H78V116H80ZM228 115V114H227ZM233 115V114H232ZM6 116V115H5ZM8 116V115H7ZM27 116V115H26ZM31 116H29V117H31ZM75 116V115H74ZM88 116H90V115H88ZM87 116V117H88ZM92 116V115H91ZM99 116H102V115H98L97 116V118L99 119V118H103L104 116H102V117H99ZM221 116V115H220ZM28 117V116H27ZM224 117V116H223ZM233 117V116H232ZM235 117V116H234ZM263 114H262V119H263ZM75 118V117H74ZM82 118V117H81ZM105 118V117H104ZM104 118L102 119V121H105L104 120ZM157 118V119H156ZM162 118H161V120H162ZM171 118H172V116H171ZM220 118V117H219ZM236 118V117H235ZM19 119V118H18ZM27 119V118H26ZM29 119V118H28ZM32 119H33V117H32ZM35 119V118H34ZM72 119V118H71ZM91 119V118H90ZM106 119V118H105ZM157 121H156V120ZM160 119V118H159ZM168 119V118H167ZM170 119V118H169ZM173 119V118H172ZM194 119V118H193ZM208 119V118H207ZM203 120V123L204 122H207L208 124H209V121H211V120ZM215 119H216V117H215ZM214 119V120H215ZM218 119V118H217ZM219 120V119H218ZM218 120H215V121H218ZM250 120V119H249ZM24 121V120H23ZM29 121V120H28ZM79 121H80V119H79ZM91 121H92V119H91ZM98 121V120H97ZM101 121V120H100ZM157 122V123H154V122ZM166 121V120H165ZM171 121V120H170ZM169 120H168V122H170ZM191 121V120H190ZM199 121H201V120H199ZM228 121V120H227ZM10 122V121H9ZM30 122V121H29ZM37 122V121H36ZM39 122V121H38ZM159 122V123H158ZM167 122V121H166ZM168 122H167V124H168ZM174 122V121H173ZM192 122V121H191ZM202 122V121H201ZM199 123V124H201L202 125V123ZM219 122V121H218ZM262 122H264V120H262ZM28 123V122H27ZM40 123V122H39ZM71 123V122H70ZM207 123H206V125H207ZM73 124V123H72ZM166 124V125H167ZM213 124V123H212ZM238 124V123H237ZM259 124V123H258ZM93 125L95 126V127H93ZM200 125V126H201ZM204 125V124H203ZM222 125H223V123H222ZM231 125V124H230ZM176 126V125H175ZM174 125L173 126H171V127H175ZM250 126V125H249ZM164 127H166V126H164ZM208 127V126H207ZM261 127V126H260ZM259 127V128H260ZM12 128H13V126H12ZM160 128V127H159ZM248 128H250V127H248ZM248 128H246V130L248 129ZM263 128H264V126H263ZM2 129H3V127H2ZM9 129V128H8ZM156 129V128H155ZM259 130H261V129H259ZM71 131V130H70ZM159 131V130H158ZM177 131V130H176ZM176 131L174 130V132L176 133ZM262 131V130H261ZM28 132V131H27ZM51 132V131H50ZM103 133V132H105V133H103V135L101 134V133ZM174 132H173V134H174ZM205 132H206V130H205ZM264 132V131H263ZM156 133V132H155ZM169 133V132H168ZM201 133H202V131H201ZM200 133V134H201ZM204 133V132H203ZM225 133H226V130H225ZM227 133H228V131H227ZM248 133V132H247ZM69 134H71V133H69ZM161 134V133H160ZM170 134V133H169ZM228 134H230V133H228ZM13 135V134H12ZM48 135V134H47ZM51 135V134H50ZM163 135H165V134H163ZM167 135V134H166ZM171 135V134H170ZM177 135V134H176ZM237 135V134H236ZM235 135V136H236ZM262 135H264V133H262ZM28 136V135H27ZM161 136V135H160ZM168 137H169V135H167ZM174 135H172V138H174L173 137ZM228 136V135H227ZM166 137V136H165ZM171 137V136H170ZM192 137V136H191ZM14 138H16V137H14ZM52 138H53V135H52ZM176 139H177V136L175 137ZM174 138V139H175ZM207 138V137H206ZM216 138V137H215ZM235 138V137H234ZM259 138V137H258ZM261 138V137H260ZM264 137H262V139H263ZM159 139V138H158ZM162 139H163V137H162ZM213 139V138H212ZM218 139V138H217ZM262 139H260L261 141H264V139L262 140ZM165 140V139H164ZM222 140V139H221ZM161 141V140H160ZM202 142L203 141H206V140H201ZM210 141V140H209ZM224 141V140H223ZM260 141V142H261ZM167 142V141H166ZM202 142H199V143H202ZM212 142V141H211ZM210 142V143H211ZM226 142V141H225ZM157 143V142H156ZM163 143H165V142H163ZM162 143V144H163ZM169 143V142H168ZM168 143H167V145H168ZM219 143V142H218ZM158 144V143H157ZM161 144V143H160ZM224 144V143H223ZM75 145V144H74ZM166 145V146H167ZM171 144H169V146H170ZM205 145V144H204ZM207 145V144H206ZM217 145H219V144H217ZM234 145V144H233ZM260 145V144H259ZM263 145V144H262ZM176 146V145H175ZM200 146H201V144H200ZM203 146V145H202ZM224 146V145H223ZM229 146V145H228ZM257 146V140L255 139V138H253L252 139V141H251V143H250V147H252V148H255ZM168 147V146H167ZM167 147H166V149H167ZM174 147V146H173ZM205 147V146H204ZM209 147V146H208ZM260 147V146H259ZM171 148V147H170ZM210 148V147H209ZM216 148H218L217 146H216ZM165 149V150H166ZM175 149V148H174ZM208 149V148H207ZM236 149V148H235ZM164 150V151H165ZM169 150V149H168ZM210 150V149H209ZM218 150V149H217ZM74 151V150H73ZM156 151V150H155ZM175 151H176V149H175ZM202 151H204L203 149H202ZM238 151V150H237ZM240 151L242 152V150L240 149ZM262 151V150H261ZM160 152V151H159ZM209 152V151H208ZM210 152H212V151H210ZM229 152V151H228ZM233 152V151H232ZM234 152H235V150H234ZM250 152H252V151H250ZM74 153V152H73ZM158 153V152H157ZM170 152H168V154H169ZM205 153H206V151H205ZM213 153V152H212ZM240 153V152H239ZM257 153H258V151H257ZM262 153V152H261ZM155 154H156V152H155ZM202 154H203V152H202ZM210 154V153H209ZM231 154V153H230ZM235 154V153H234ZM238 154V153H237ZM72 155V154H71ZM203 155H205V154H203ZM232 155V154H231ZM240 155V154H239ZM253 155V154H252ZM171 156V155H170ZM173 156V155H172ZM202 156V155H201ZM208 156V155H207ZM238 156V155H237ZM244 156V155H243ZM258 156H260V152H259V155ZM165 157V156H164ZM206 157V156H205ZM212 158V157H211ZM252 158V162H254L255 161V159H254V157L252 156L251 157ZM250 158V159H251ZM261 158V157H260ZM158 159V158H157ZM228 159H230V157L228 158ZM239 159V158H238ZM258 159V158H257ZM154 160V159H153ZM259 160V159H258ZM261 160V159H260ZM259 160V161H260ZM263 160V159H262ZM243 161V160H242ZM245 161V160H244ZM264 161V160H263ZM154 162V161H153ZM173 162V161H172ZM218 162V161H217ZM216 162V163H217ZM228 162V161H227ZM169 163V162H168ZM171 163V162H170ZM207 163H209V161L207 162ZM210 163H211V161H210ZM214 163V162H213ZM219 163V162H218ZM229 163V162H228ZM251 163V162H250ZM178 164V163H177ZM205 164V163H204ZM245 164H246V162H245ZM260 164V163H259ZM170 165V164H169ZM173 165V164H172ZM175 165V164H174ZM206 165H210V164H205V166ZM215 165V164H214ZM236 165V164H235ZM239 165H241V164H239ZM250 165V164H249ZM249 165H248V167H249ZM262 165V164H261ZM264 165V164H263ZM212 166V165H211ZM220 166V165H219ZM222 166V165H221ZM221 166H220V168H221ZM254 166H255V163H254ZM260 166V165H259ZM258 166V167H259ZM163 167V166H162ZM166 167V166H165ZM173 167V166H172ZM175 167V166H174ZM173 167V168H174ZM200 167H201V164H200ZM199 167V168H200ZM207 167V166H206ZM228 167H229V165H228ZM242 167V166H241ZM246 167V166H245ZM262 167H264V166H262ZM161 168V167H160ZM168 168V167H167ZM167 168H166V170H167ZM171 168V167H170ZM176 168V167H175ZM203 168H205V167H203ZM209 168V167H208ZM207 168V169H208ZM214 168V167H213ZM212 168V169H213ZM220 168L218 167V170L221 172V170H220ZM259 168H261V167H259ZM206 169V168H205ZM211 169V170H212ZM216 169V168H215ZM214 169V170H215ZM225 169V168H224ZM238 169H240V168H238ZM237 169V170H238ZM242 169V168H241ZM165 170V171H166ZM177 170V169H176ZM202 170H204V169H202ZM201 170V171H202ZM218 170L215 172L216 174H218ZM227 169H225V171H226ZM259 170V169H258ZM257 170V171H258ZM157 171V170H156ZM172 171V170H171ZM178 171V170H177ZM200 171V170H199ZM201 171H200V173H201ZM209 171H210V169H209ZM224 171V170H223ZM223 171H222V173H223ZM224 171V172H225ZM153 172V173H152ZM158 172V171H157ZM233 172H234V169H233ZM237 172H240L239 170L237 171ZM243 172V171H242ZM247 172V171H246ZM253 172L254 171H250V172H248V175L243 179V178H240V180L241 181H243V187H241L240 186V180H238V178H237V181H239V183L238 182H236V185H238L239 184V186L238 187H241L242 189H237V191L235 192V193H238V195L236 196V194H235V197H236V199H235V197L234 198H232L231 197V201H232V199L234 200L235 199V201L233 202V204H232V202L229 200V201H227V203L229 202H231V205H234L233 206V208L232 209H227V210H223V209H221V210H223L224 212H226V211H228L229 210V212H228V220H226L227 222H226V224H222V220L224 221L225 220V217H223L224 219H222L221 220V224L223 225V226H227L226 227V229L228 228V225H232L234 228H237L238 226H240V229H241V224L244 222V220L246 219V218H250L249 220H248V224L249 223H251L250 222V220L252 221H254V218L252 219V215L253 214H251V211H252V208H251V210H250V208H249V206H248V200L249 199H251V201H253L254 203H256V202H258L259 204H260V202L259 201H262L263 203H264V193L263 192H261L260 191V187H258V185H257V182H256V179H254V176H257V177H260L259 175H255L254 174V176H253ZM166 173V172H165ZM168 173V172H167ZM177 173V172H176ZM202 173H203V171H202ZM206 173H208V170H207V172ZM212 173V172H211ZM215 173L213 172V174H214V176H215ZM241 173V172H240ZM258 173V172H257ZM260 173V172H259ZM169 174V173H168ZM173 174V173H172ZM224 174V173H223ZM235 174V173H234ZM238 174V173H237ZM165 175V174H164ZM170 175V174H169ZM203 175V174H202ZM231 175V174H230ZM163 176V175H162ZM168 176V175H167ZM205 176H206V174H205ZM204 176V177H205ZM221 176V175H220ZM232 176V175H231ZM234 176V175H233ZM244 176H245V173H244ZM81 177V176H80ZM213 177V176H212ZM223 177H225L224 175H223ZM222 177V178H223ZM156 178V177H155ZM200 178H201V176H200ZM166 179V178H165ZM169 179V178H168ZM168 179H166V180H168ZM170 179H172V178H170ZM176 179H177V177H176ZM202 179H203V176H202ZM163 180H164V177H163ZM174 180H175V178H174ZM174 180H172V181H174ZM210 180V179H209ZM209 180H207V181H209ZM214 180V179H213ZM222 180V179H221ZM171 181V182H172ZM206 181V182H207ZM211 181V180H210ZM209 181V182H210ZM232 181V180H231ZM65 182H66V179H65ZM165 182V181H164ZM169 182H170V180H169ZM175 182V181H174ZM202 182V181H201ZM226 182H229V181H226ZM225 182V183H226ZM165 183H168V181L167 182H165ZM215 183H216V181H215ZM231 183V182H230ZM229 183V184H230ZM233 183H235V182H232L231 184H233ZM175 183H173V185H174ZM208 184H210V183H208ZM212 184H214V183H212ZM230 184V185H231ZM264 184V183H263ZM86 185V184H85ZM155 185V184H154ZM170 185V184H169ZM200 185H203V184H200ZM219 185V184H218ZM225 185H227V184H225ZM235 185V184H234ZM87 186V185H86ZM85 186V187H86ZM165 186H167V184L165 185ZM171 186H172V184H171ZM211 186V185H210ZM101 187H102V189H101ZM163 187H164V185H163ZM168 187H170V186H167V188ZM174 186H172V188H173ZM201 187V186H200ZM206 187V186H205ZM225 187V186H224ZM224 187H222V188H224ZM175 188V187H174ZM214 188H216V185H215V187ZM213 188V189H214ZM227 188L229 189L230 187L229 186H227ZM86 189V188H85ZM155 189V190H154ZM227 189V190H228ZM230 189H232V185H231V188ZM230 189L228 190L229 192H232V191H230ZM103 191V192H101V191ZM208 190V189H207ZM221 190V189H220ZM233 190V189H232ZM235 190V189H234ZM101 194H100V193ZM173 192V191H172ZM167 193V192H166ZM161 194H163V193H161ZM220 194V193H219ZM222 195H224V194H222ZM116 196H118L117 198H115ZM162 196V195H161ZM99 197H100V199H99ZM120 197V199H118ZM165 196L163 195V197L162 198H164ZM166 197H168V196H166ZM98 198V199H97ZM161 198V199H162ZM201 198V197H200ZM249 198V199H248ZM117 199V200H116ZM165 199H167V198H164L163 200H161V201H163L164 202V200ZM169 199V198H168ZM198 199V198H197ZM200 200V199H199ZM166 201V200H165ZM201 202V201H200ZM224 202V201H223ZM261 202V203H262ZM115 203V202H114ZM126 203V202H125ZM167 203V202H166ZM196 203H197V200H196ZM196 203H194L193 204V206L195 207H192V209H194L193 211H192V209H191V211L192 212H196V211H198V209H197V207H198V204H196ZM85 204H88V206L87 205H85ZM90 204V205H89ZM115 204H117V202L115 203ZM115 204H113V205H115ZM259 204H258V206L257 207H259ZM93 205V206H94ZM97 205V204H96ZM123 205V204H122ZM125 205H123V206H125ZM196 205H197V207H196ZM200 205V204H199ZM261 205L262 204H260V207H261ZM76 206H77V208H76ZM92 206V207H93ZM112 206V205H111ZM122 206V207H123ZM163 207H164V205H162ZM168 206H170V205H167V207ZM202 206V203H201V205H200V207ZM256 206V205H255ZM88 207V208H89ZM110 207V206H109ZM113 207V206H112ZM122 207H118L119 209H122ZM166 207V206H165ZM111 208V207H110ZM109 208V209H110ZM82 209H84V208H82ZM103 209H104V207H103ZM118 209V210H119ZM165 209H167V208H165ZM164 209V211H166ZM197 209V210H196ZM215 209V208H214ZM81 210V209H80ZM90 210V209H89ZM89 210H87V211H89ZM117 210V211H118ZM220 210V211H221ZM256 210V209H255ZM79 211V210H78ZM82 211V210H81ZM91 211H93L92 209H91ZM96 211V210H95ZM104 211V210H103ZM125 211H126V209H125ZM191 211L189 212V215L191 214H193L194 215V213H191ZM211 211V210H210ZM73 212V211H72ZM71 212V213H72ZM86 212V211H85ZM105 212V211H104ZM104 212H103V214H104ZM161 212H162V210H161ZM212 212V211H211ZM217 212L219 213V211L217 210ZM222 212V211H221ZM220 212V213H221ZM257 212L259 213V215H262V220H263V222H264V209H261V208H258V210H257ZM79 213V212H78ZM99 213V212H98ZM166 212H164V214H165ZM101 214V213H100ZM103 214H101V215H103ZM210 214H212V213H210ZM217 214V213H216ZM223 215L225 214V213H222ZM116 215V214H115ZM189 215H187V216H189ZM190 215V217H193V216H191ZM195 215H196V213H195ZM194 215V216H195ZM219 215V214H218ZM226 215V214H225ZM62 216V215H61ZM66 216V215H65ZM80 216H81V214H80ZM105 216V215H104ZM153 216V217H152ZM198 216H199V214H198ZM212 216V215H211ZM250 216V217H249ZM93 217V216H92ZM113 217V216H112ZM117 217V216H116ZM143 217V218H142ZM144 217H145V219H144ZM220 217V216H219ZM258 217V216H257ZM101 218V217H100ZM189 217H187V219H188ZM212 218V217H211ZM211 218H208L209 220L211 219ZM221 218V217H220ZM66 219V218H65ZM85 219V218H84ZM86 219H87V217H86ZM99 219V218H98ZM144 219V220H143ZM186 219V220H187ZM192 219V218H191ZM207 219V218H206ZM214 219V218H213ZM213 219H211V220H213ZM96 220V219H95ZM112 220V219H111ZM118 220H120V219H118ZM156 220V219H155ZM186 220H185V223H186ZM190 220V219H189ZM194 220V217H193V219H192V221ZM215 220H216V217H215ZM258 220H260V219H258ZM69 221H72V220H69ZM79 221V220H78ZM87 221V220H86ZM97 221V220H96ZM113 221V220H112ZM141 221H145V223H144V227H143V229H144V231H142L141 229H140V226L143 224V222H141ZM195 221V220H194ZM205 222H206V220H204ZM252 221V223H254ZM261 221V220H260ZM188 222V221H187ZM213 222V221H212ZM215 222V221H214ZM81 223H84V222H81ZM87 223V222H86ZM142 223V224H141ZM190 223V222H189ZM208 223H209V221H208ZM207 223V224H208ZM216 223H217V221H216ZM223 223H225V221L223 222ZM228 223H230V224H228ZM85 224V223H84ZM206 224V223H205ZM212 224H214V223H212ZM221 224H219V225H221ZM228 224V225H227ZM244 224V223H243ZM246 224V223H245ZM122 225V224H121ZM159 225V224H158ZM193 225V224H192ZM218 225V226H219ZM222 225L220 226V229L219 230H221V228H222ZM254 226H256V228H257V225L254 223L253 224ZM188 226V225H187ZM191 226V225H190ZM207 226V225H206ZM209 226H210V224H209ZM231 226V228L230 229H228V234L229 233H231V234H233V239H231V241L232 242H234L233 240H234V237L236 236H234V234L235 233H239V235H242L243 236V234L241 233L240 234V231L241 230H239L238 228V230L237 229H233V227ZM245 226V225H244ZM244 226H242V230L246 227H244ZM186 227V226H185ZM184 227V228H185ZM192 227V226H191ZM194 227V226H193ZM252 227V226H251ZM250 227V228H251ZM66 228H67V231L69 232V233H71V234H77V232H79V230H77L78 229V225L77 224H74V223H71V222H68V223H66ZM123 228V227H122ZM216 228V227H215ZM215 228H212V230L213 229H215ZM225 228V227H224ZM224 228H222L223 230H224ZM210 229H211V226H210ZM217 229V228H216ZM215 229V230H216ZM252 229H254L253 227L251 228V230L248 228V230L249 231H251V232H253L252 231ZM189 230V229H188ZM192 230V229H191ZM191 230H189V231H191ZM194 230V229H193ZM209 230V229H208ZM207 230V231H208ZM215 230H213V231H215ZM218 229L215 231V233H218L219 234V231ZM229 230H230V232H229ZM236 230V231H235ZM245 231H246V228L244 229ZM260 230H262V229H260ZM219 231V232H218ZM233 231H234V233H233ZM237 231H239V232H237ZM248 231V232H249ZM256 231V230H255ZM123 232H125L124 230H123ZM153 232V231H152ZM221 232H223V234H225V232L224 231H221ZM227 232V231H226ZM247 232V231H246ZM80 233V232H79ZM78 233V234H79ZM82 233V232H81ZM186 233H187V231H186ZM193 233V232H192ZM211 233H212V231H211ZM124 234V233H123ZM189 234H191V233H189ZM212 234H214V232L212 233ZM252 234V233H251ZM256 234H257V232H256ZM262 236H264V227H263V230H262ZM163 235V234H162ZM206 235H209V234H206ZM211 235V234H210ZM209 235V236H210ZM217 235V234H216ZM239 235L238 236H236V237H239ZM254 235V234H253ZM79 236V235H78ZM189 236H192V235H189ZM212 236V235H211ZM210 236V237H211ZM220 236V235H219ZM242 236H240L239 238L240 239H242V240H244V239H248V238H242ZM261 236V237H262ZM83 237V236H82ZM206 237V236H205ZM221 237V236H220ZM228 236H226V238H227ZM235 237V244L233 243H231L229 240H227L228 241V246L230 245V244H232L231 246H232V249L233 248H237V247H239V245L238 246H236V247H234L235 245H236V243H237V241L239 240V238H238V240H237V238ZM84 238V237H83ZM212 238H213V236H212ZM211 238V239H212ZM216 238H217V236H216ZM230 238H232V235H231V237ZM229 238V239H230ZM254 238V237H253ZM260 238V237H259ZM82 239V238H81ZM208 239V238H207ZM223 239V238H222ZM250 239V238H249ZM262 239V238H261ZM125 240H126V237H125ZM224 240H226V239H224ZM242 240H239L240 241V243H244L245 241H242ZM78 241V240H77ZM82 241V240H81ZM84 241V240H83ZM82 241V242H83ZM88 241V240H87ZM130 241V240H129ZM213 241H214V239H213ZM222 241V240H221ZM255 241V240H254ZM211 242V241H210ZM210 242L208 241V244H210ZM218 242H219V240H218ZM225 242V241H224ZM229 242H230V244H229ZM223 243V242H222ZM246 243H249V242H246ZM82 244V243H81ZM205 244H206V242H205ZM212 244V243H211ZM216 243H214L213 245H215ZM220 244H221V242H220ZM219 244V245H220ZM224 244V243H223ZM227 244V243H226ZM225 244V245H226ZM254 244V243H253ZM253 244H250L249 243V245H253ZM256 244H258V243H256ZM83 245V244H82ZM85 245V244H84ZM213 245H212V247H213ZM222 245V244H221ZM234 245V246H233ZM147 246V245H146ZM204 246V245H203ZM253 246H255V244L253 245ZM85 247H87V246H85ZM128 247V246H127ZM162 247V246H161ZM208 247V246H207ZM214 247H216V246H214ZM250 247H252V246H250ZM84 248V246L82 247V249ZM217 248H219V246L217 247ZM224 248V247H223ZM263 248V247H262ZM81 249V250H82ZM214 249V248H213ZM227 249H228V247H227ZM231 249V247H229V249H228V252L230 251V250H232ZM238 249V248H237ZM236 249V250H237ZM242 249V248H241ZM241 249H239L238 250V252L237 251H234V253L232 252L233 250H235V249H233L232 251H230V253L232 254V259L234 260V263L236 264H264V261L261 259V261L260 262H255V256H256V254H258L257 253V251H256V249H255V251L256 252H254L255 253V256L254 255H252V254H254V253H249V252H251V251H249V252H247V251H245L246 249H243V251L241 250ZM252 249V248H251ZM133 250V249H132ZM206 250H208V249H206ZM205 250V251H206ZM218 250H220V249H218ZM225 250V249H224ZM241 250V251H240ZM258 250V249H257ZM262 250V249H261ZM259 251V250H258ZM111 252V251H110ZM162 252V251H161ZM160 252V254H162ZM206 252H208V251H206ZM205 252V253H206ZM214 252V251H213ZM237 252V253H236ZM90 253V252H89ZM93 253V252H92ZM100 253H101V251H100ZM204 253V254H205ZM259 253L260 254H258V256L260 255V256H262V258L264 257L263 255H264V252H260L259 251ZM262 253V254H261ZM85 254H86V252H85ZM91 254V253H90ZM98 254V253H97ZM107 254V253H106ZM138 254V253H137ZM224 254H225V252H224ZM231 254H230V256H231ZM95 256V255H94ZM161 256V255H160ZM207 256V255H206ZM211 256V255H210ZM97 257V256H96ZM212 257H215V256H212ZM229 257V256H228ZM99 259H100V257H98ZM103 258V257H102ZM142 258V257H141ZM201 258V257H200ZM230 259H228V261L229 260H232L231 259V257H229ZM85 259V258H84ZM163 259V258H162ZM215 259V258H214ZM120 261H121V259H119ZM225 260H227L226 258H225ZM260 260V259H259ZM117 261H118V259H117ZM119 261V264L121 263ZM227 261V262H228ZM263 261V263H261ZM116 262V261H115ZM213 262V261H212ZM222 262V261H221ZM225 263V262H224ZM123 264V263H122ZM128 264V263H127ZM206 264V263H205ZM209 264H212V263H209ZM226 264V263H225Z\"/></svg>",
  "mask_w": 264,
  "mask_h": 264
}]
</instances>
